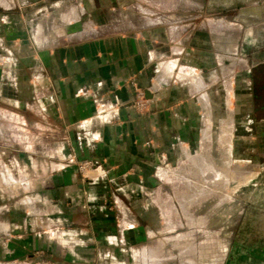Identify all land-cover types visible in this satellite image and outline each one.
I'll return each mask as SVG.
<instances>
[{
	"label": "crops",
	"instance_id": "crops-1",
	"mask_svg": "<svg viewBox=\"0 0 264 264\" xmlns=\"http://www.w3.org/2000/svg\"><path fill=\"white\" fill-rule=\"evenodd\" d=\"M177 6L0 0V114L16 132L0 141V261L33 250L62 264L176 260L160 251L176 247L177 198L166 217L155 186L210 144L224 150L241 104L264 127V62L240 57L253 46L242 21L160 14ZM185 247L180 264L228 262L219 247L195 257Z\"/></svg>",
	"mask_w": 264,
	"mask_h": 264
},
{
	"label": "rangeland",
	"instance_id": "rangeland-1",
	"mask_svg": "<svg viewBox=\"0 0 264 264\" xmlns=\"http://www.w3.org/2000/svg\"><path fill=\"white\" fill-rule=\"evenodd\" d=\"M153 1L160 3L164 0ZM176 2V9L161 8L160 14L225 16L235 22L242 21L244 28L241 37L244 40L250 36L253 46L242 52L240 57L244 60L249 58L252 65L264 62V0ZM260 67L257 68V76L264 87V68ZM263 105L261 103L262 108ZM250 108L248 103L240 105V119L236 121V128H231L233 131L230 129L234 133L228 138L224 150L216 151V146L210 144L203 154L194 153L192 162L189 160L172 168L169 173L172 181L166 179L155 186V190L161 193L160 208L161 212L167 213L166 217L169 218L168 208L174 206L169 195H176L177 198V210L170 214L174 228L167 233L172 239L176 238V247L166 245L160 251L163 257L171 253L177 258L170 262L166 260L165 264H180V256L185 255L186 245L193 257L219 247L226 256V264H264V127L254 129L249 126L246 114ZM257 114L264 117V109L258 110ZM9 123V117L0 114V141L14 139L16 132L8 130ZM21 136L23 142V130ZM184 193H187V199L183 201L180 197ZM181 203L185 204L186 211L180 206ZM1 217L7 219L5 215ZM28 254L31 257L17 262L1 259L0 264H62L55 256L42 258L40 250Z\"/></svg>",
	"mask_w": 264,
	"mask_h": 264
},
{
	"label": "built area",
	"instance_id": "built-area-1",
	"mask_svg": "<svg viewBox=\"0 0 264 264\" xmlns=\"http://www.w3.org/2000/svg\"><path fill=\"white\" fill-rule=\"evenodd\" d=\"M133 105L134 107H136L141 111L146 109L147 101H146L145 93L143 91L137 93L136 98L133 101ZM90 165H91L90 162H84L80 165V169L82 171H87V169H90Z\"/></svg>",
	"mask_w": 264,
	"mask_h": 264
},
{
	"label": "trees",
	"instance_id": "trees-1",
	"mask_svg": "<svg viewBox=\"0 0 264 264\" xmlns=\"http://www.w3.org/2000/svg\"><path fill=\"white\" fill-rule=\"evenodd\" d=\"M261 247V246H260ZM261 248H263V247H261Z\"/></svg>",
	"mask_w": 264,
	"mask_h": 264
}]
</instances>
